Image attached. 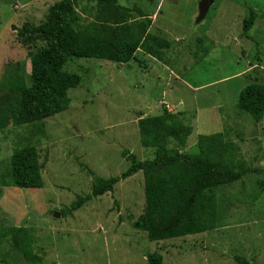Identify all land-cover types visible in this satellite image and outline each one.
Returning <instances> with one entry per match:
<instances>
[{"label": "rangeland", "instance_id": "374dc122", "mask_svg": "<svg viewBox=\"0 0 264 264\" xmlns=\"http://www.w3.org/2000/svg\"><path fill=\"white\" fill-rule=\"evenodd\" d=\"M57 1L0 0V111L18 95L4 89L7 74L17 71L27 81L30 74L33 48L18 41L13 28L40 24ZM212 1L196 23L199 0H120L149 15V33L170 42L161 60L141 50L125 65L73 58L64 70L82 80L68 92L69 108L0 131V264H146L151 253L163 264H238L236 258L264 264V116L255 122L236 106L244 87L264 84V0ZM75 10L85 23L96 8L80 1ZM251 11L256 18L244 36ZM178 106L183 110L176 118L191 133L183 146L170 139L169 152L192 154L199 135L217 132L237 146L245 174L216 192L222 227L150 242L132 227L144 209L141 171L62 215L78 196L90 194L92 173L109 178L128 169L124 152L153 159V150L140 145L139 115L176 114ZM26 145L39 155L40 189L11 185L10 157Z\"/></svg>", "mask_w": 264, "mask_h": 264}, {"label": "trees", "instance_id": "16d2710c", "mask_svg": "<svg viewBox=\"0 0 264 264\" xmlns=\"http://www.w3.org/2000/svg\"><path fill=\"white\" fill-rule=\"evenodd\" d=\"M80 1L93 3L96 8L91 20L85 23L75 10ZM255 18V12L251 11L243 21L244 36L253 27ZM151 24L149 15L137 8L125 7L120 0H59L48 8L40 24L13 28L18 41L33 48L29 52L30 74L28 81L17 71L7 74L4 89L18 95L0 111V131L9 124H32L66 111L71 102L69 90L77 88L82 80L77 73L64 70L73 58L125 65L137 61L136 53L141 50L161 60V51L169 48L170 42L151 35ZM236 106L255 122L261 121L264 84L251 83L244 87ZM179 114L167 110L155 116L140 114L137 120L140 145L153 150V159L141 161L134 154L124 152L129 161L128 169L109 178L92 173L90 194L78 196L62 215H69L93 198L112 192L119 181L141 171L144 209L132 227L144 232L150 242L198 235L222 227L216 192L245 174L243 164L238 162L237 146L225 142L223 134L217 132L199 135L197 150L192 154L169 152L170 139L183 146L191 133V127L177 120ZM41 169L33 145L15 149L9 160L11 185L40 189L43 186ZM26 255L36 261L40 259L30 250ZM236 262L248 264L241 258H236ZM146 264H163V258L158 253L148 254Z\"/></svg>", "mask_w": 264, "mask_h": 264}, {"label": "water", "instance_id": "95a60500", "mask_svg": "<svg viewBox=\"0 0 264 264\" xmlns=\"http://www.w3.org/2000/svg\"><path fill=\"white\" fill-rule=\"evenodd\" d=\"M213 1L212 0H199L198 2V15H197V18H196V23H199L201 22L202 20H204V18L206 17L207 15V12L209 10V8L211 7ZM182 106H178L177 107V111L178 112H182ZM58 217V215H57Z\"/></svg>", "mask_w": 264, "mask_h": 264}]
</instances>
